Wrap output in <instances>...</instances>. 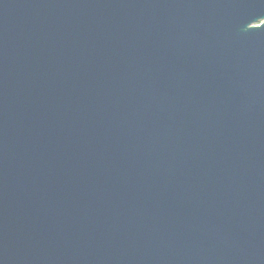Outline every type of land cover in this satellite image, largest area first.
Returning <instances> with one entry per match:
<instances>
[{"label":"water","instance_id":"1","mask_svg":"<svg viewBox=\"0 0 264 264\" xmlns=\"http://www.w3.org/2000/svg\"><path fill=\"white\" fill-rule=\"evenodd\" d=\"M0 264H264V0H0Z\"/></svg>","mask_w":264,"mask_h":264}]
</instances>
